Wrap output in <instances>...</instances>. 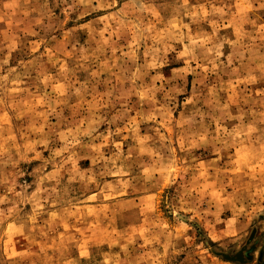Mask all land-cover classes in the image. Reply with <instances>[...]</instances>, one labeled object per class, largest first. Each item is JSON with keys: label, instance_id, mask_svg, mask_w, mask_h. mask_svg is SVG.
Here are the masks:
<instances>
[{"label": "rangeland", "instance_id": "374dc122", "mask_svg": "<svg viewBox=\"0 0 264 264\" xmlns=\"http://www.w3.org/2000/svg\"><path fill=\"white\" fill-rule=\"evenodd\" d=\"M0 264H264V0H0Z\"/></svg>", "mask_w": 264, "mask_h": 264}]
</instances>
